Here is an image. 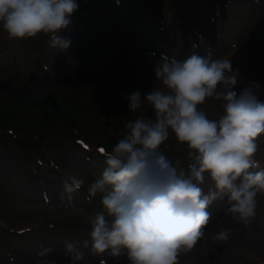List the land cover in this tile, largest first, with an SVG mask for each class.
Here are the masks:
<instances>
[{
    "label": "rangeland",
    "instance_id": "1",
    "mask_svg": "<svg viewBox=\"0 0 264 264\" xmlns=\"http://www.w3.org/2000/svg\"><path fill=\"white\" fill-rule=\"evenodd\" d=\"M77 3L71 24L60 33L71 41L66 50L50 47L44 33L9 39L0 24V97L9 98L16 116L11 127L0 126V264L127 259L126 253L113 257L91 251L89 219L102 205L101 194L89 198L88 187L106 167L101 145L111 151L127 122L151 116L146 103L129 112L127 97L157 86L154 68L162 54L180 61L193 53L230 59L240 74L233 90L239 94L248 82L258 81L264 101V0ZM217 90L226 91L222 85ZM222 103L209 98L199 107L216 118ZM257 143L254 158L264 167V133ZM160 148L187 167L188 149L171 130ZM69 175L84 180L71 199L63 188ZM212 185L205 179L200 186L207 192ZM220 204L218 199L209 206L211 217ZM254 220L262 247L241 254L249 264H264V194L257 197ZM69 243L86 258L65 256Z\"/></svg>",
    "mask_w": 264,
    "mask_h": 264
},
{
    "label": "clouds",
    "instance_id": "2",
    "mask_svg": "<svg viewBox=\"0 0 264 264\" xmlns=\"http://www.w3.org/2000/svg\"><path fill=\"white\" fill-rule=\"evenodd\" d=\"M77 9V0H0V24L9 39L44 33L50 47L66 50L71 41L60 33ZM154 71L153 90L127 97L129 112L146 103L151 116L127 122L111 151L102 148L106 167L88 187L89 198L101 194L102 205L89 219L91 251L113 257L126 253L129 264H179V257L204 237L214 201L226 199V211L248 225L258 195L264 194V167L254 158L264 133L260 83L250 81L237 94L233 88L240 74L230 59L195 53L183 61L162 54ZM218 85L226 91H218ZM209 98L223 102L216 118L199 107ZM170 130L188 149L186 168L160 148ZM206 173L213 182L207 192L200 186ZM83 184L76 175L67 176L68 199ZM230 231L222 229L213 238L226 241ZM66 247L73 260L84 258L71 243Z\"/></svg>",
    "mask_w": 264,
    "mask_h": 264
},
{
    "label": "bare ground",
    "instance_id": "3",
    "mask_svg": "<svg viewBox=\"0 0 264 264\" xmlns=\"http://www.w3.org/2000/svg\"><path fill=\"white\" fill-rule=\"evenodd\" d=\"M248 2L250 0H246V3ZM205 177L211 184L213 183L207 173ZM31 184L32 189L36 190L38 181L33 179ZM54 185L51 184L50 188L55 189ZM227 206L226 199L221 200L216 214L211 217L204 228V237L198 240L190 252L179 257V264H249L241 252L255 253L259 251L263 244V238L261 239V234L255 226L254 218L248 225L238 223L226 211ZM222 229L231 230L229 238L226 241L214 239L215 234ZM70 255V253L65 254V256ZM87 257L91 258V254ZM107 264H129V262L127 259H109Z\"/></svg>",
    "mask_w": 264,
    "mask_h": 264
},
{
    "label": "trees",
    "instance_id": "4",
    "mask_svg": "<svg viewBox=\"0 0 264 264\" xmlns=\"http://www.w3.org/2000/svg\"><path fill=\"white\" fill-rule=\"evenodd\" d=\"M17 100L21 101V98L17 97ZM9 102H10L9 98L0 97V126L4 127V128L11 127L10 125H12L13 122L15 121V119H16L15 112L13 113V110H12L14 108H11L9 106V104L12 105ZM106 109H108V107H106ZM66 111H67L66 109H63V111H60V112L63 113V112H66ZM103 113H105V112H103ZM106 115H108V113H106ZM8 121L10 122V124H9ZM0 130H3V129H0ZM21 142L22 141L20 140V143ZM21 144H23V143H21ZM32 144L34 145V146H32L33 149H35L37 147V146H35L36 144H34V143H32ZM24 146H27V144H25Z\"/></svg>",
    "mask_w": 264,
    "mask_h": 264
},
{
    "label": "snow or ice",
    "instance_id": "5",
    "mask_svg": "<svg viewBox=\"0 0 264 264\" xmlns=\"http://www.w3.org/2000/svg\"><path fill=\"white\" fill-rule=\"evenodd\" d=\"M99 151H103V149L101 148V149H99Z\"/></svg>",
    "mask_w": 264,
    "mask_h": 264
}]
</instances>
